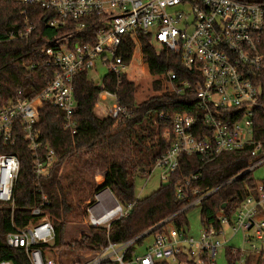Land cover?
Segmentation results:
<instances>
[{
	"label": "built area",
	"instance_id": "built-area-1",
	"mask_svg": "<svg viewBox=\"0 0 264 264\" xmlns=\"http://www.w3.org/2000/svg\"><path fill=\"white\" fill-rule=\"evenodd\" d=\"M22 1L44 12L38 23L47 17L45 26L61 32L39 48L49 57L45 66L58 70L54 79L37 97L18 99L0 110V142L13 146L22 136L33 151L37 178L48 176L55 161L54 151L37 139L43 103L60 110L65 130L75 134V78L101 65L120 84L128 68L120 55L123 43L127 38L138 41V33L150 35L156 47L180 57L188 76L180 79L169 73V92L191 95L195 100L192 115L160 116L170 124L165 153L154 166L161 171V181L169 182L183 157L212 161L223 153L246 151L249 155L246 170L225 184L250 175L252 187L246 198L232 213L225 210L226 205L222 207L216 227H203L199 240L167 224L163 230L155 227L128 241L108 240L69 264H217L221 248L232 255L239 253L235 264H264V180L256 181L253 176L264 170V91L256 82L263 61L264 0ZM35 28L31 23L17 38L29 37ZM34 68L32 65L30 70ZM100 90L99 102L114 100L109 109L100 107L99 102L96 105L104 117L118 122L132 118L133 111L120 103L116 93L107 91L104 83ZM19 171L16 156L0 155V203L12 210ZM197 181L198 176L193 175L176 187V198L185 205L184 210L199 206L219 190L201 192L192 187ZM106 191L95 197L96 204L88 212L93 227L109 231L111 223L128 217L135 204L123 208ZM42 200L41 208L31 211L39 219L24 228L15 227L6 243L12 249H22L28 264H66L65 259L56 257L58 250L51 248L54 230L42 211L49 202L45 196ZM110 212L115 213L108 217ZM236 238L246 248L229 244ZM250 256L254 259L249 260Z\"/></svg>",
	"mask_w": 264,
	"mask_h": 264
},
{
	"label": "trees",
	"instance_id": "trees-1",
	"mask_svg": "<svg viewBox=\"0 0 264 264\" xmlns=\"http://www.w3.org/2000/svg\"><path fill=\"white\" fill-rule=\"evenodd\" d=\"M43 15L44 12L37 6L27 5L22 0H0V110L18 99L37 97L58 72L54 67L45 66L49 57L41 54L39 48L59 37L61 32L45 26L47 17L38 23ZM31 23L36 25L35 31L25 39L17 38ZM137 36L142 60L149 74L157 78L152 84L155 95L137 103V87L126 76L120 84L112 75L106 74L103 78L106 90L116 93L120 103L133 111L132 118L118 122L98 117L95 110L101 90L90 81L89 73L84 72L74 82L77 102L73 118L77 124L75 134L65 130L64 114L49 102H44L39 109L37 139L55 153L48 176H35L33 151L22 136L13 146L0 142V155H13L20 161L14 189V209L0 203V262L28 264L24 251L10 248L6 237L15 227L24 228L39 219L31 211L41 208L43 196L49 205L44 206L42 211L49 216L54 230L51 248L61 252L70 250L75 254L97 250L108 240L113 243L131 240L155 227L163 230L167 224L188 231L187 212L191 209L184 210L185 205L177 200L176 187L193 175L198 176V181L192 183L194 189L201 192L219 189L199 205L203 227L211 224L216 227V215L223 206L226 205L225 210L232 213L246 198L248 188L252 187L250 175L225 185L246 170L249 162L246 151L223 153L212 161H205L199 156L183 157L167 184H161L143 199L136 198V181L151 175L166 150L165 136L170 124L160 116L192 115L195 108L193 96H178L169 92V73H175L180 79L188 76L181 66L180 57L166 48L158 49L150 35L138 33ZM135 48L136 43L131 38L124 41L120 55L128 66ZM260 52L263 61L256 82L264 91V33ZM32 65L35 68L30 70ZM127 150L130 153L126 154ZM116 152H121L124 160L115 158ZM91 153L96 154L97 164L91 168L79 166V158ZM69 164L73 169L65 172ZM96 169L105 171L101 186L95 181ZM104 190H108L123 208L135 204L129 216L113 221L109 231L91 227L78 239L66 242L67 225L80 224L87 216L78 213L74 203L81 205L90 201L93 204L95 197ZM226 257L228 264H235L239 253L232 255L230 250H226ZM252 258L250 256L249 260Z\"/></svg>",
	"mask_w": 264,
	"mask_h": 264
},
{
	"label": "rangeland",
	"instance_id": "rangeland-1",
	"mask_svg": "<svg viewBox=\"0 0 264 264\" xmlns=\"http://www.w3.org/2000/svg\"><path fill=\"white\" fill-rule=\"evenodd\" d=\"M134 42L136 43V48L134 50L133 59L127 68V79L135 83L137 87L136 102L140 103L144 100H147L149 97L155 95V92L152 89V84L155 80H157V78H153L149 74L148 68L142 60L141 47L139 45V42L136 40H134ZM106 74H107V70L100 65L97 67L95 71H92L89 73V79L95 84L97 88L100 89L102 87L103 78ZM113 104H114V100L111 98H108V99L106 98V100H100L99 102L100 107H103L105 109L111 108ZM100 107H97L95 112L98 117L103 118L104 115ZM128 153H130L129 150H127L126 154ZM114 156L115 158H118L119 160H124L122 158L121 152L119 153L116 152ZM96 159H97V156L95 153H91L88 155L86 154L82 155L81 158H79V166L91 168L93 165L97 164ZM72 169H73L72 165L69 164L65 167V172H69ZM104 174H105V171L96 169L95 181L97 185L101 186L103 184ZM253 176H254V179H256V181L264 180V170L262 169L257 170L253 174ZM99 180H101L100 183H99ZM161 184H163V182L161 181V171L159 169H154L151 175L147 179H138L136 181V186H135L136 198L143 199L151 195L153 192H155L160 187ZM105 191L106 190H104L103 192ZM74 204L76 207V211L78 213H80L81 215L87 214V216L83 217V222L80 224L69 223L67 225L65 236H64L66 242H69L70 240L78 239L80 235H82L83 233H87L88 229L93 227L89 221L90 214L88 211L96 204V199H95V203L93 204H91L90 201H86L84 204H81V205L78 203H74ZM112 207H113V204H112ZM46 216L49 217L48 215ZM187 218L189 222V228H188L189 235L195 238L196 240H199L201 236V232L203 230L199 206L189 210L187 212ZM229 244H232L236 246L237 248H246L243 246L240 238H236L234 241L230 242ZM81 254H75L70 250L62 251V252L58 250L56 257L60 259L61 261L65 259L66 264H69V262H72L73 260L79 258ZM53 257L55 258V256ZM216 261H217V264H228L226 252L222 248L219 250V254H218Z\"/></svg>",
	"mask_w": 264,
	"mask_h": 264
},
{
	"label": "bare ground",
	"instance_id": "bare-ground-1",
	"mask_svg": "<svg viewBox=\"0 0 264 264\" xmlns=\"http://www.w3.org/2000/svg\"><path fill=\"white\" fill-rule=\"evenodd\" d=\"M114 213H115V212H110V213H108V217H109V216H112Z\"/></svg>",
	"mask_w": 264,
	"mask_h": 264
},
{
	"label": "water",
	"instance_id": "water-1",
	"mask_svg": "<svg viewBox=\"0 0 264 264\" xmlns=\"http://www.w3.org/2000/svg\"><path fill=\"white\" fill-rule=\"evenodd\" d=\"M223 207H225V206H223Z\"/></svg>",
	"mask_w": 264,
	"mask_h": 264
}]
</instances>
